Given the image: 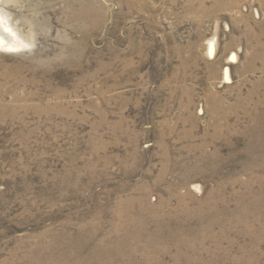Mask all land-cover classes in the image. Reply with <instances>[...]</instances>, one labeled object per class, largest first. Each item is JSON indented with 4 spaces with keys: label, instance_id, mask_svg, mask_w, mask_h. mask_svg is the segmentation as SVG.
Wrapping results in <instances>:
<instances>
[{
    "label": "rangeland",
    "instance_id": "rangeland-1",
    "mask_svg": "<svg viewBox=\"0 0 264 264\" xmlns=\"http://www.w3.org/2000/svg\"><path fill=\"white\" fill-rule=\"evenodd\" d=\"M187 7L0 0V264H264V16Z\"/></svg>",
    "mask_w": 264,
    "mask_h": 264
},
{
    "label": "bare ground",
    "instance_id": "bare-ground-1",
    "mask_svg": "<svg viewBox=\"0 0 264 264\" xmlns=\"http://www.w3.org/2000/svg\"><path fill=\"white\" fill-rule=\"evenodd\" d=\"M187 1H188V7H187L188 13L192 14L196 18L197 17L203 18L204 16H211L212 14H215L221 10L230 9L233 6H235L236 4H238L241 0H211L212 4H211L210 8L205 7L207 0H187ZM256 2L260 6V11H258L256 9L255 14L257 16H260V15L264 16V0H256ZM195 5H196V7H195ZM85 11L86 12L89 11L87 7H86ZM5 18L6 17H4L3 14L0 12V47H2V48H15L19 45V42L17 41L16 34L12 30V28L9 26L7 19H5ZM245 31L248 35L247 39H249L250 44L260 48L259 50H261L259 53L254 54L253 61L258 60L261 63V66L259 67V71L262 74L263 81L262 82L259 81L258 84H261V83L264 84V42L260 41L261 38L264 37V25H263V29L260 30L259 35L251 34V32L248 30V28H246ZM253 40H255V41L252 42ZM233 57H234V55H233ZM233 57H230V58L233 59ZM234 58H236V56ZM248 63H250V62H248ZM255 64H256V62H255ZM246 68L248 71H254V69H253L254 66H252L251 64L250 65L247 64ZM255 90H256V86H254V89L251 90L249 97L251 95L253 96V94L255 93ZM220 101H222V99ZM212 102H213V100H212ZM222 105H223V103H222ZM232 111H233V109H232ZM224 113H225V111H224ZM194 187H197V186H194Z\"/></svg>",
    "mask_w": 264,
    "mask_h": 264
}]
</instances>
